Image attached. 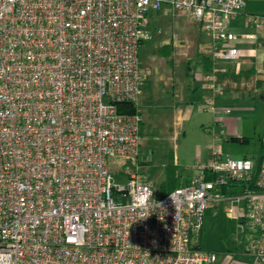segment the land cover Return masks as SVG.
Wrapping results in <instances>:
<instances>
[{
	"label": "built area",
	"instance_id": "1",
	"mask_svg": "<svg viewBox=\"0 0 264 264\" xmlns=\"http://www.w3.org/2000/svg\"><path fill=\"white\" fill-rule=\"evenodd\" d=\"M166 5L200 25L215 58L240 56L230 23L247 0H0V264H214L199 238L222 203L240 253L264 264V157L213 143L157 197L142 116L119 109L138 100L147 16Z\"/></svg>",
	"mask_w": 264,
	"mask_h": 264
},
{
	"label": "crops",
	"instance_id": "2",
	"mask_svg": "<svg viewBox=\"0 0 264 264\" xmlns=\"http://www.w3.org/2000/svg\"><path fill=\"white\" fill-rule=\"evenodd\" d=\"M171 12L173 10L166 5L161 11H151L147 16L152 35L156 34L159 38L156 45L158 51L169 44L177 47L176 40L163 42L159 46L160 38L162 39L163 36L158 33V30L168 26ZM252 16L260 17V25L257 26L254 23ZM185 18L186 22L174 20L169 23V26L179 34L192 35L188 37L191 47L188 50L185 77L170 79L167 69L165 73H162L160 67H157L156 58L146 65L142 63L147 77L135 103L137 112L142 116L143 150L144 135L150 134L152 128L160 127L165 133L164 138L166 137L161 138L158 144L163 156L167 157L163 161V181L167 175L166 167L172 163L176 168L178 186L187 182L195 174L194 165L198 161L202 162L203 158L199 155L191 165H181L179 148L187 138L185 129L187 124L195 117L201 118V125L208 142L206 161L202 163H207L211 157L209 148L211 144H219L222 150V143L233 142L231 138H238L241 142H247L253 138L241 131V118L246 115L244 111L252 110L249 108L251 101L255 99L264 101V0H247L244 12L230 23V29L238 35V39L231 42L229 46L241 50L240 56L234 61L215 58L213 50L217 44L199 24L187 16ZM248 34H254L255 37H247ZM181 50L177 49L176 60L183 59L181 54L179 55ZM163 57L168 58L164 55ZM215 68H219L220 71L215 73L213 80L208 81L206 76L213 73ZM212 108L218 111L214 112ZM227 108L231 109L230 113L223 112ZM145 153L147 154L146 151ZM248 154L246 153L243 158L261 160L264 157V141H261L259 157ZM147 158L150 162L147 169L151 172L155 165L150 155L147 154ZM211 211L209 210L208 213ZM202 234L199 239L200 247H202ZM240 252L241 249L232 254L217 253L214 264H252V257Z\"/></svg>",
	"mask_w": 264,
	"mask_h": 264
},
{
	"label": "rangeland",
	"instance_id": "3",
	"mask_svg": "<svg viewBox=\"0 0 264 264\" xmlns=\"http://www.w3.org/2000/svg\"><path fill=\"white\" fill-rule=\"evenodd\" d=\"M174 20L187 21L184 15L178 12H171L168 26L165 29L158 30V33L163 36L162 39L160 38L159 46L163 42H174L176 40L177 47L171 44L168 45L170 47V55H172L167 56L168 58L165 59L163 57L164 54L157 50L156 45L159 38L156 34H153L152 40L142 46L140 54L143 65L150 63V61L156 58L157 67H160L162 73H165L167 69L170 79L185 77L189 57L188 50L191 47L188 37L192 36L191 34H179L178 31L171 28L169 23L174 22ZM177 49H182L179 53L182 56L181 58H183L181 61L176 60ZM249 108H252V110L244 111L246 115L241 118L240 129L247 135L253 136V138L247 142L235 140L233 142L222 143V152L231 154L236 159L243 158L246 153L255 155L256 158L259 157L261 141H264V101L255 99L251 101ZM185 129L187 131V138L179 148L181 165H191L199 155L203 157L202 162L206 161L205 154L207 155L206 152L208 150L206 145L208 142L201 125V118L195 117L193 121L187 124ZM164 136V131L160 127H156L152 128L150 134L146 133L143 139L144 151L152 157L155 165L154 169L149 172V175L151 174L150 178L153 181L154 193L157 197L162 195L161 187L164 178L163 161L167 158L163 156V153H161L162 149L158 145L161 138H166ZM118 164L117 161H111L110 166L113 171L118 169ZM116 178L120 180L119 176H116ZM225 206L226 204L222 203L210 213H207L201 241V248L206 252L232 254V252L235 253L241 249V226L237 220L227 213Z\"/></svg>",
	"mask_w": 264,
	"mask_h": 264
},
{
	"label": "trees",
	"instance_id": "4",
	"mask_svg": "<svg viewBox=\"0 0 264 264\" xmlns=\"http://www.w3.org/2000/svg\"><path fill=\"white\" fill-rule=\"evenodd\" d=\"M159 52L164 54L165 56L170 55V47L168 45L162 47ZM119 109L122 112L126 113H136L137 108L133 102H121L119 104ZM232 141L239 140L238 138H231ZM245 140V139H244ZM171 159V158H170ZM167 175L166 179L163 181L161 191L162 195L165 196L169 194L171 191H173L175 188L178 187V184L176 182V168L172 163H170L167 167ZM245 190V185H239V184H233L232 187L228 190L229 193H240ZM209 212V211H208ZM200 239V238H199ZM200 247V244H199Z\"/></svg>",
	"mask_w": 264,
	"mask_h": 264
}]
</instances>
